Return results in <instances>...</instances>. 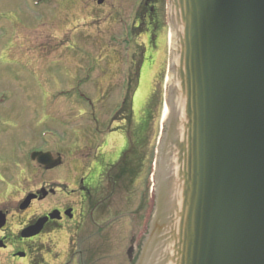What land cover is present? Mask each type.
<instances>
[{
    "label": "water",
    "instance_id": "1",
    "mask_svg": "<svg viewBox=\"0 0 264 264\" xmlns=\"http://www.w3.org/2000/svg\"><path fill=\"white\" fill-rule=\"evenodd\" d=\"M169 19L168 116L135 264H264V0H169Z\"/></svg>",
    "mask_w": 264,
    "mask_h": 264
},
{
    "label": "flooded vegetation",
    "instance_id": "2",
    "mask_svg": "<svg viewBox=\"0 0 264 264\" xmlns=\"http://www.w3.org/2000/svg\"><path fill=\"white\" fill-rule=\"evenodd\" d=\"M13 1L9 6V1L2 2V9L12 10L13 28L21 21L26 31L24 3ZM29 1L35 0L25 3ZM167 28V0H142L136 12V34L144 39L135 46L129 62L131 103L121 111L109 109L107 93L111 92V84L117 87L119 76L121 84L124 79L123 55L116 56L112 62L121 61L120 75L110 81L114 66L107 62L108 76L99 82L97 93H92L93 108L77 110L82 114L74 120L75 127L67 139L44 148L54 154L56 166L47 169L38 163L35 178H31L26 147L21 149L19 144L24 136L35 144L41 142L39 131H29L31 112L11 110L8 115L0 114V128L9 121L12 131L13 127L24 130L16 135L19 151L14 147L16 136L9 137V147L8 142L0 145L5 150L0 153V177L13 186L7 193L9 197L0 202V264H131L136 259L154 206L159 140L158 112L154 111L157 88L140 105L138 89L145 80H149V88L154 83L162 84L159 60ZM105 88L107 93L99 96ZM32 112L31 122L38 121L39 114ZM23 116L30 121L26 123ZM6 135L3 139L8 141ZM30 193L36 197L23 208ZM51 213L55 218L50 217ZM43 217L48 219L41 224L40 232L29 235L27 229Z\"/></svg>",
    "mask_w": 264,
    "mask_h": 264
},
{
    "label": "rangeland",
    "instance_id": "3",
    "mask_svg": "<svg viewBox=\"0 0 264 264\" xmlns=\"http://www.w3.org/2000/svg\"><path fill=\"white\" fill-rule=\"evenodd\" d=\"M7 1H9L8 6L14 2L0 0V96L3 94L7 99V102L1 105L0 112L2 115H8L11 109L29 111L30 108L37 107L41 115L38 121L31 122L34 118L33 112L28 116L31 121L28 117H22L26 123L30 121V133L37 134L39 128L44 129L45 142H53L54 145L57 140L59 143L56 142L55 145L60 144L74 129L73 121L82 114L78 113L77 109L87 108L84 97L86 95L91 97L93 92L97 93L96 87L100 86L99 82L103 77L108 76L107 62L115 55L120 57L125 54L133 37L130 30L131 18L127 17L133 3L126 4L127 0H121L119 3L116 2L117 0H108L100 6L96 0H69L68 4L58 2L35 9L29 4L26 6L25 0H22L25 16L28 15L26 31H24L21 21L15 24L13 30L10 16H4L5 13L1 11V3ZM11 11L9 9L6 12ZM14 17L16 18L15 15ZM3 31L6 33L2 35ZM24 40L26 42L20 43ZM162 41L163 52L159 60L162 67L160 79L165 75L164 71L168 63V35L163 36ZM26 45L42 53L27 48ZM110 65L114 66L113 72L109 75L110 81H115L120 75L118 73L121 69V61L118 59ZM115 67L118 69L117 73ZM87 72L90 78L86 75ZM120 82L121 76L117 81V87L114 82L111 84L110 93H107L106 88L99 92V96L106 93L109 96L110 110L116 109L122 98L125 83L121 87ZM148 82L149 80H145L140 90L138 89L139 105L149 93ZM153 86L159 93L154 99V111L159 115V112L162 114L160 84L154 83ZM61 92L66 94L57 97ZM92 95L94 97V94ZM137 99L138 96L135 102ZM98 104L95 102L96 108L99 107ZM4 127L8 133V141L1 139L0 145L1 142L2 144L8 142L9 147L11 144L9 137L13 138L17 134L21 135V132L24 133V130L19 131L21 127H13L12 131L9 121ZM13 139L16 147L19 137ZM19 144L21 149L26 147L27 150L34 146L35 142L24 136ZM16 151H19L17 147ZM4 152V148L0 147V153ZM38 173L39 171L35 169L31 178ZM3 180L0 177V202L9 197L7 193L13 188Z\"/></svg>",
    "mask_w": 264,
    "mask_h": 264
},
{
    "label": "bare ground",
    "instance_id": "4",
    "mask_svg": "<svg viewBox=\"0 0 264 264\" xmlns=\"http://www.w3.org/2000/svg\"><path fill=\"white\" fill-rule=\"evenodd\" d=\"M6 102H7V101H6ZM6 102H5V103H6Z\"/></svg>",
    "mask_w": 264,
    "mask_h": 264
}]
</instances>
